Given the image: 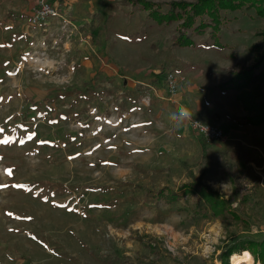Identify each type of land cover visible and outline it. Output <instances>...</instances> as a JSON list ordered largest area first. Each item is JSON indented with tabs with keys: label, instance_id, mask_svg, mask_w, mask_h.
Returning a JSON list of instances; mask_svg holds the SVG:
<instances>
[{
	"label": "rangeland",
	"instance_id": "374dc122",
	"mask_svg": "<svg viewBox=\"0 0 264 264\" xmlns=\"http://www.w3.org/2000/svg\"><path fill=\"white\" fill-rule=\"evenodd\" d=\"M46 2L55 15L31 24ZM146 12L133 0H0V264H231L245 252L259 264L245 247L221 255L264 236V159L228 144L264 129L238 127L243 111L217 85L252 64L264 18L219 11L217 51L207 34L175 46L181 21ZM191 118L223 138L204 141ZM195 183L229 209L215 217L198 186L178 188Z\"/></svg>",
	"mask_w": 264,
	"mask_h": 264
},
{
	"label": "trees",
	"instance_id": "16d2710c",
	"mask_svg": "<svg viewBox=\"0 0 264 264\" xmlns=\"http://www.w3.org/2000/svg\"><path fill=\"white\" fill-rule=\"evenodd\" d=\"M133 2L147 10V18L158 25L181 21L173 41V44L180 48H195L196 44L192 40V36L207 34L211 44L205 45V48L224 49L217 36L222 20L218 16L219 11L232 13L247 9L253 10L256 17L264 18V0H198L192 3L172 1L167 4H156L146 0H133ZM163 7L166 9L165 12L161 11ZM195 19L198 20V23L194 26ZM207 29L208 32H206ZM255 37L260 38V42H254L250 46L249 52L253 56L252 64L243 66L235 63L233 69L229 71V77L217 85L221 92H235L237 101L247 113L240 121H237L239 126L264 125V31L257 32ZM204 150L202 149V152L205 154ZM235 179L236 177H234ZM193 185L178 188L190 187L194 189L198 186L197 191L206 203L207 210L215 217H220L223 212L225 213L229 209V201L220 198L216 191L204 184L195 183ZM165 191H167L166 188L158 192L157 195L161 198H169L170 202L180 197L176 192L161 196ZM183 195H187V192L183 191L181 196ZM232 218L233 215L230 213V219ZM242 247L249 250L259 264H264V236L257 239L235 240L221 257L227 260L232 253L240 251Z\"/></svg>",
	"mask_w": 264,
	"mask_h": 264
},
{
	"label": "built area",
	"instance_id": "2783aa9c",
	"mask_svg": "<svg viewBox=\"0 0 264 264\" xmlns=\"http://www.w3.org/2000/svg\"><path fill=\"white\" fill-rule=\"evenodd\" d=\"M55 8L49 3H44L42 7L39 8L37 13H33L30 18L31 24H39L40 22L48 19L49 17L55 15ZM176 76L173 72H167L164 75V86L170 99L174 100L177 94V83ZM188 126L190 130L202 138L206 142H212L215 140H221L223 138V132L217 126L212 124L204 123L196 118H191L188 120Z\"/></svg>",
	"mask_w": 264,
	"mask_h": 264
},
{
	"label": "crops",
	"instance_id": "0c3cea01",
	"mask_svg": "<svg viewBox=\"0 0 264 264\" xmlns=\"http://www.w3.org/2000/svg\"><path fill=\"white\" fill-rule=\"evenodd\" d=\"M158 25V24H157ZM211 49V48H210ZM218 51V50H217ZM235 64V63H234ZM234 64H233V66H232V68L231 69H233V67H234ZM230 69V70H231ZM229 70V71H230ZM228 75H229V73H228ZM229 77V76H228ZM219 84V83H218ZM218 89V88H217ZM218 91L221 93V94H224V93H227V92H233V91H226V92H221L219 89H218ZM234 93V99L236 100V102L240 105V103L237 101V99H236V94H235V92H233ZM240 107H241V110L243 111V114H242V117H244V116H246V112L243 110V108H242V106L240 105ZM241 117V118H242ZM240 118V119H241ZM240 119H237L236 121H235V123H236V125L238 126V127H244V128H251V129H260V128H262V129H264V125H262V126H252V125H245V126H239L238 124H237V121L239 120L240 121ZM228 139H229V143L228 144H231V141H235V142H238L239 144H237V145H240L241 147H242V145H244V147H242L245 151H248V153H249V155H251V153H253V154H255L254 156H257V155H259V156H262L263 157V159H264V131L262 132V133H260V134H250V133H245V134H242V135H239V136H237V135H233V136H229L228 137ZM264 162V161H263ZM252 164L253 163H250V166L251 167H254V168H256L257 167V165L255 166L254 164H253V166H252ZM259 168H261L262 169V166H258ZM251 170V169H250Z\"/></svg>",
	"mask_w": 264,
	"mask_h": 264
},
{
	"label": "bare ground",
	"instance_id": "6f19581e",
	"mask_svg": "<svg viewBox=\"0 0 264 264\" xmlns=\"http://www.w3.org/2000/svg\"><path fill=\"white\" fill-rule=\"evenodd\" d=\"M251 262L252 256L247 252L239 256L233 255L231 258V264H251Z\"/></svg>",
	"mask_w": 264,
	"mask_h": 264
}]
</instances>
